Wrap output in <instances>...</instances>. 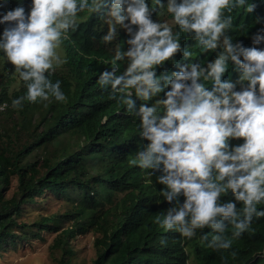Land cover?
<instances>
[{
    "label": "clouds",
    "instance_id": "clouds-1",
    "mask_svg": "<svg viewBox=\"0 0 264 264\" xmlns=\"http://www.w3.org/2000/svg\"><path fill=\"white\" fill-rule=\"evenodd\" d=\"M150 1L152 5L148 0H31L26 11L23 0H17L14 9L0 16V24L7 25L0 49L27 87V97L12 104L17 107L25 98L35 103L38 98L43 102L51 97L67 102L61 82L53 83L45 74L55 72L54 62L56 66L66 62L57 49L68 38L69 29L79 27L78 13H99L107 8L104 44L113 39L116 25L125 28L119 34L117 51L109 52L116 55L113 65L124 58L130 63L124 74L115 78L108 71L102 72L98 83L102 88L111 83L112 98L122 94L119 103L127 106L128 113L134 105L133 90L144 101L137 114L139 133L149 143L130 164L153 170L149 175L162 166L165 174L157 181L165 186L161 190L164 199L172 203L174 198L184 197L182 207L177 199L178 206L157 216L155 223L165 232L175 231L192 239L196 229L205 227L224 233L223 221L228 220L232 238L216 235L208 246L229 250L234 240L250 230L254 216L264 217V210L257 207L264 203V49L245 48L224 36L232 23L231 15L222 18L224 10L231 13L243 7L245 0H166V5L163 0ZM254 7L249 4L244 11L251 13ZM164 11L171 14L174 27L156 21ZM154 13L157 15L152 19ZM133 26L132 38L122 40L126 31L133 33ZM176 26L185 34L194 33L200 53L215 52V58L207 60L206 66L189 62L179 72L157 77V67L174 60L178 53L182 52L185 60L193 58L192 52L181 48ZM261 41L264 36H254V44ZM221 47L222 51H217ZM229 61L238 66L239 91L235 90L236 83L224 79ZM165 86L170 87L166 99L156 100L149 107L147 102ZM157 105L163 106L162 116ZM232 140L243 142L233 146ZM229 193L235 201L218 204L221 195ZM237 203L242 205L239 210ZM201 238L208 240V234ZM231 256L235 258L237 252Z\"/></svg>",
    "mask_w": 264,
    "mask_h": 264
},
{
    "label": "trees",
    "instance_id": "trees-1",
    "mask_svg": "<svg viewBox=\"0 0 264 264\" xmlns=\"http://www.w3.org/2000/svg\"><path fill=\"white\" fill-rule=\"evenodd\" d=\"M23 3L26 11L29 10L31 0ZM163 3L166 5L167 1ZM0 4H3L2 16L17 6V0H0ZM249 4L255 6L251 13L244 11ZM107 11L102 8L99 13H78L79 27L75 31L69 29L68 38L62 44L64 71L45 74L53 83L61 82L67 102L51 97L43 102L38 98L33 103L25 98L20 106L13 107V100L27 97V87L18 73L11 72L14 67L0 49V254L16 248L23 240L43 239V232L47 230L58 232L55 242L64 246V242L77 234L96 229L102 235L95 241L97 256L93 264H264V217L254 216L250 230L234 240L229 250L208 246L213 236L232 238L233 228L228 220L223 221L224 233L205 227L196 229L192 239L175 231L165 232L155 223L157 216L162 217L178 206L177 199L182 207L184 197L180 195L172 203L164 199L161 190L165 186L157 181L165 174L162 166L160 171L149 175L153 170L130 164L149 143L139 133L137 114L144 101L133 90L134 105L128 113L127 106L119 103L122 94L116 93L113 99L111 83L103 88L98 83L102 72L108 71L115 78L123 75L130 63L124 58L113 65L116 55L109 52L103 39ZM229 15L232 23L224 36L230 37L233 44L242 43L245 48L264 49V41L253 43L254 36H264V31H259L264 29V0H245L243 7L231 13L224 10L222 18L227 19ZM257 18H261L260 23ZM6 26L0 24V42ZM176 27L181 48L192 52L193 58L188 61L182 52L178 53L174 60L157 67V77L179 72L189 62L206 66L207 60L215 58V52L200 53L194 33L185 34ZM135 30L133 26L131 35L127 31L123 33L122 40L131 39ZM217 51H222V47ZM229 64L224 79L236 83L238 66L231 61ZM161 86H164L163 80ZM235 90H241L239 83ZM167 91L170 87L165 86L163 92L147 102L148 106L166 99ZM157 107L158 115L162 116L163 106ZM66 134H73L76 139L62 144ZM242 142L231 141L233 146ZM40 145H44L45 154L35 157L34 151ZM14 177L17 187L9 194ZM45 191L72 198L73 208L59 216L45 215L32 222L21 220L23 205L34 202ZM234 201L231 193L222 194L218 204ZM240 207L237 203L238 210ZM257 207L264 210V203ZM60 218L71 223L62 228ZM204 234H208L206 241L201 238ZM162 238L166 239L163 244ZM64 250L68 254L73 252L71 248ZM233 251L237 252L235 258L231 256Z\"/></svg>",
    "mask_w": 264,
    "mask_h": 264
},
{
    "label": "rangeland",
    "instance_id": "rangeland-1",
    "mask_svg": "<svg viewBox=\"0 0 264 264\" xmlns=\"http://www.w3.org/2000/svg\"><path fill=\"white\" fill-rule=\"evenodd\" d=\"M156 21L162 23L167 22L169 26H173L171 14L164 11ZM174 27V26H173ZM108 24L105 36L108 34ZM126 29L120 25H116V33L110 42H105V46L110 51H117L119 34ZM174 32V28H173ZM131 48V47H130ZM128 49V51L130 50ZM58 54L63 61L65 58L64 48L57 49ZM1 67V66H0ZM55 72L64 71V63L59 66L55 65ZM12 73H15L11 69ZM76 139L73 134H66L62 138V144L69 141L73 142ZM44 145L38 146L35 151V157L45 154ZM17 187V178L12 179L9 194ZM73 197V196H72ZM74 201L67 196H59L50 191H45L43 194L36 196V200L32 203L23 205V211L20 216L21 220L32 222L45 215L59 216L66 210L72 209ZM62 228L67 227L71 221L60 218ZM61 228V229H62ZM60 229V231H61ZM57 233L52 230L43 232V239L30 238L23 240L16 248H9L7 251L0 254V264H93L97 256V247L95 241L97 237L102 235L100 230L91 229L88 232L77 234L64 242V246L56 244ZM71 248L72 253H66L64 248Z\"/></svg>",
    "mask_w": 264,
    "mask_h": 264
}]
</instances>
